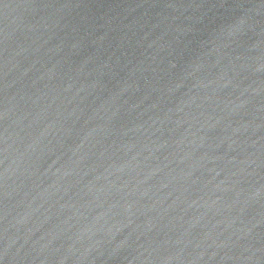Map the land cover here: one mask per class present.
<instances>
[{
  "label": "water",
  "instance_id": "1",
  "mask_svg": "<svg viewBox=\"0 0 264 264\" xmlns=\"http://www.w3.org/2000/svg\"><path fill=\"white\" fill-rule=\"evenodd\" d=\"M0 264H264V0H0Z\"/></svg>",
  "mask_w": 264,
  "mask_h": 264
}]
</instances>
